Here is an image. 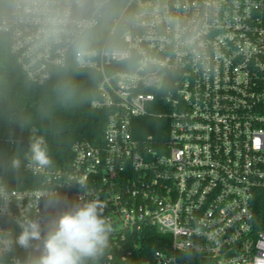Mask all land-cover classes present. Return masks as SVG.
<instances>
[{
  "label": "built area",
  "instance_id": "obj_1",
  "mask_svg": "<svg viewBox=\"0 0 264 264\" xmlns=\"http://www.w3.org/2000/svg\"><path fill=\"white\" fill-rule=\"evenodd\" d=\"M90 20L80 56L42 43L17 0L0 19L29 80L91 70L90 106L106 113L101 141L73 142L67 167L9 188L0 229L18 234L16 202L30 199L43 222L83 181L114 227L100 264H264V0H101ZM53 190L61 202L45 209Z\"/></svg>",
  "mask_w": 264,
  "mask_h": 264
},
{
  "label": "clouds",
  "instance_id": "obj_2",
  "mask_svg": "<svg viewBox=\"0 0 264 264\" xmlns=\"http://www.w3.org/2000/svg\"><path fill=\"white\" fill-rule=\"evenodd\" d=\"M100 4L101 0H17V7L37 26L42 43L73 46L80 56L92 55L83 47V30ZM38 132L35 127L31 129L23 161L18 156L11 160V168L17 173L22 167L34 174H45L53 168L47 140ZM75 182L84 190L83 195L43 222L35 216L38 200L30 199L22 206L16 202L19 211L11 222L19 232L0 229V264H5L6 255L17 249L24 252L17 264H100L110 247L114 227L105 215L106 203L94 196L85 182ZM60 202L53 190L46 195L44 207L53 208ZM13 203L8 185L0 182V216H12Z\"/></svg>",
  "mask_w": 264,
  "mask_h": 264
},
{
  "label": "trees",
  "instance_id": "obj_3",
  "mask_svg": "<svg viewBox=\"0 0 264 264\" xmlns=\"http://www.w3.org/2000/svg\"><path fill=\"white\" fill-rule=\"evenodd\" d=\"M8 10L9 0H0V19ZM97 82L95 72L72 64L54 69L43 83L31 81L10 51L7 37L0 36V182L9 188L36 183L27 169L22 167L17 173L11 168L14 157L23 161L33 127L47 140L53 168L69 165L73 142L101 141L106 113L90 106ZM5 264L9 263L5 260Z\"/></svg>",
  "mask_w": 264,
  "mask_h": 264
}]
</instances>
